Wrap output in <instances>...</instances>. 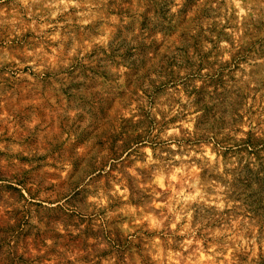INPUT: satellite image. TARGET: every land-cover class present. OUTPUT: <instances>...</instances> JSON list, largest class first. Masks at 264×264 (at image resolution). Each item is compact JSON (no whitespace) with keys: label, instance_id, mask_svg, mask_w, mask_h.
I'll return each instance as SVG.
<instances>
[{"label":"rangeland","instance_id":"obj_1","mask_svg":"<svg viewBox=\"0 0 264 264\" xmlns=\"http://www.w3.org/2000/svg\"><path fill=\"white\" fill-rule=\"evenodd\" d=\"M0 264H264V0H0Z\"/></svg>","mask_w":264,"mask_h":264}]
</instances>
